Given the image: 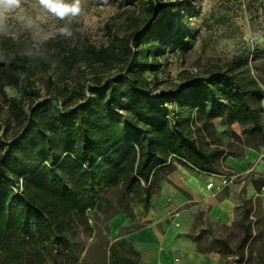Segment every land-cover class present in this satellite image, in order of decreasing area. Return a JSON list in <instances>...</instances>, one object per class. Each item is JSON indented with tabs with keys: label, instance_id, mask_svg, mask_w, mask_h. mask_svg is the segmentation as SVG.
Wrapping results in <instances>:
<instances>
[{
	"label": "trees",
	"instance_id": "1",
	"mask_svg": "<svg viewBox=\"0 0 264 264\" xmlns=\"http://www.w3.org/2000/svg\"><path fill=\"white\" fill-rule=\"evenodd\" d=\"M129 2L144 15L132 14L125 34L110 27L107 43L73 50L93 75L75 89L49 78L42 93L32 57L0 43L8 106L0 118V264H82L74 247L78 228L91 229L88 212L109 202V190L118 192L116 211L134 219L133 203L151 205L159 173L172 160L218 172L222 152L207 130L224 114L247 136L264 135V89L248 70L235 69L247 67V58L181 91L157 92L150 75L158 79L167 47L184 53L192 36L176 22L180 0ZM10 86L20 95L7 96ZM119 244L111 264H143L135 247L130 256L122 249L127 242Z\"/></svg>",
	"mask_w": 264,
	"mask_h": 264
},
{
	"label": "rangeland",
	"instance_id": "2",
	"mask_svg": "<svg viewBox=\"0 0 264 264\" xmlns=\"http://www.w3.org/2000/svg\"><path fill=\"white\" fill-rule=\"evenodd\" d=\"M80 7L78 15L60 19L40 0H21L20 7L0 13L1 45L7 51L14 49L32 57L33 78L42 93L49 78L70 89L92 78L89 63L73 57V50L87 42L98 46L107 43L110 27L121 36L128 30L132 14L144 15L141 6L129 0H80ZM180 15L176 22L192 36L191 41L184 53H173L172 46L167 47L169 60L164 62L158 79L150 75L157 92L181 91L211 72L230 71L242 58H247L243 62L247 67L236 71L248 70L264 89V0H180ZM63 28L69 29L71 36L61 34ZM5 93L20 95L21 90L10 86ZM4 99L0 90L1 119L8 114ZM262 105L264 123V101ZM222 118L217 125L213 121L214 127L207 130V135L222 152L216 170L237 175L230 185L217 193L210 192L207 199V195L202 196L205 188L200 186V198L195 201L183 205L172 201L166 206L162 183L174 163L166 165L153 186L151 205L145 209L142 203H133L134 219L116 211L118 192L109 190V202L101 210L88 212L91 229L84 225L78 228L74 247L82 264H111V251L120 248V241L127 242L122 249L130 256V247H135L143 264H264V194L259 192L263 191L264 176L254 175L252 168L245 171L252 164L258 165V171L264 167V157L254 154L249 159L246 153L249 145L264 152V135L247 136L241 125L228 124L226 114ZM228 157L238 165L226 163ZM173 172L174 182L184 179L180 172ZM185 177L198 185V178L190 173ZM213 181L219 178L214 176ZM252 186L258 195L250 191ZM247 226H251L250 231ZM131 238L145 243L138 244V248ZM179 239L184 242L178 243Z\"/></svg>",
	"mask_w": 264,
	"mask_h": 264
},
{
	"label": "crops",
	"instance_id": "3",
	"mask_svg": "<svg viewBox=\"0 0 264 264\" xmlns=\"http://www.w3.org/2000/svg\"><path fill=\"white\" fill-rule=\"evenodd\" d=\"M251 149H254V150H251ZM250 150L251 151H257V152H250ZM246 153H247V156L249 155V159H250L251 155H254V154H257L259 156V158H261V159L264 157V152H262L261 150H259L258 148H256L255 146H252V145L248 146V150ZM245 158L247 160V157H245ZM172 163H174V169L173 170H175L176 172H180L182 174V178H184V179L182 181L180 179V180H178V182H174L173 170L171 173H169L167 175V177H166L167 179H165L164 182L162 183V189H161L162 190L161 191L162 201H163V203L165 202L166 206L168 204H170L172 201L177 202L181 205L187 204L190 201H195L196 198H200L199 193H200L201 187L205 188V190H206V193L202 194V196L207 195L205 199H207L211 195L210 192L214 191L213 189H208L207 184L214 179V176L212 175L213 173H221V172L199 171L198 169H195L192 167H190V168L187 167V165L183 164V162H180L178 160H172L167 165L172 164ZM226 163L231 164V165L234 164L233 166L238 165V164H235V162L233 160H231L229 157L226 159ZM238 167H240V165ZM165 169H167L166 166H165ZM250 169H251V172L253 171L252 173H254V175L264 176V167L260 168L258 171V165L256 166V164H252V166H250L249 168H246L245 171L250 170ZM162 173H163V171H162ZM185 173H190L192 176L198 178V185L197 184L194 185L190 181H187V179L185 177ZM202 173H203V175H201ZM205 182H206V185L203 184ZM215 182H217L216 184L219 183V181H215ZM257 189H259V186H257ZM250 191L252 193L255 192L256 194L258 193L256 188L253 186H252ZM259 192L264 194V190L263 191L260 190ZM197 200H199V199H197ZM147 235L149 236V234H147ZM160 235H161V237H165L162 233ZM160 235H159V238H161ZM182 242H184V240H182V239L178 240V243H182ZM132 243H135V246L138 247V244H143L145 242L135 241L134 239H132ZM175 247L179 248L180 245L175 244Z\"/></svg>",
	"mask_w": 264,
	"mask_h": 264
},
{
	"label": "clouds",
	"instance_id": "4",
	"mask_svg": "<svg viewBox=\"0 0 264 264\" xmlns=\"http://www.w3.org/2000/svg\"><path fill=\"white\" fill-rule=\"evenodd\" d=\"M40 4L50 13L64 19L66 16H76L80 13V0H73L68 3L67 0H40ZM21 0H0V13L11 11L20 7ZM61 34L71 36V31L67 28L61 29Z\"/></svg>",
	"mask_w": 264,
	"mask_h": 264
},
{
	"label": "built area",
	"instance_id": "5",
	"mask_svg": "<svg viewBox=\"0 0 264 264\" xmlns=\"http://www.w3.org/2000/svg\"><path fill=\"white\" fill-rule=\"evenodd\" d=\"M212 175L219 178V183L216 184L212 180L211 182L207 184V188L213 189L214 191H216V193L221 191L224 187H227L228 185H230L232 180L237 176L236 174L231 175L228 173H213ZM262 189L264 190V185L262 186Z\"/></svg>",
	"mask_w": 264,
	"mask_h": 264
}]
</instances>
